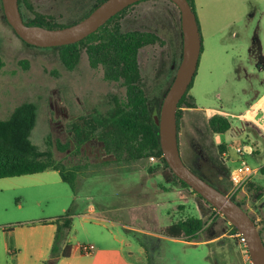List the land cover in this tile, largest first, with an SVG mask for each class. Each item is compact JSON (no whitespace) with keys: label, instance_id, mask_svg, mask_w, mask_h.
<instances>
[{"label":"rangeland","instance_id":"rangeland-1","mask_svg":"<svg viewBox=\"0 0 264 264\" xmlns=\"http://www.w3.org/2000/svg\"><path fill=\"white\" fill-rule=\"evenodd\" d=\"M95 1L29 0L34 10L63 24L82 17ZM194 13L202 36V50L187 91L195 108L184 107L179 122L180 157L185 165L193 167L192 158L198 150L214 169L215 146L222 141L227 146L228 159L224 166L229 173L236 164L232 145L247 143L253 153L244 155L245 162L263 166L264 134L255 135L261 130L259 124L263 119L259 113L262 109L254 121L232 117L228 112L238 113L247 101L264 92V83L257 82L264 76V68L255 70L251 76L252 90L239 93V97L225 105L228 112L225 110L224 115L231 120L232 128L238 127V133L235 128V132L230 128L224 134L212 135L206 128L205 119L219 114L212 109L224 100V96L220 98L217 94L226 93L230 87L237 91L243 86L242 76L231 80L230 75L234 64L245 62L243 58L253 36L264 55V0H194ZM119 21L121 30H150L162 40L141 47L137 57L149 109L158 110L160 97L170 81L163 80L165 69L170 58H175V67L179 62L178 11L169 0H140L131 5ZM0 58L3 61L0 119L20 102H33L36 116L29 140L44 149L48 137L56 162L65 167L82 165L76 175L74 191L51 169L0 179V264H47L50 233L32 232L30 220L46 221L65 213L72 220L67 247L94 244L96 249L98 246L107 249V260L98 264H250L244 244L230 231L227 221L222 215L210 214L206 206H202L205 213L203 230L193 240L160 233L161 227L181 216L182 212L195 214V204L200 207L202 202L189 189L176 183H164L159 170L149 172L147 167L152 166V161H115L112 155L103 153L95 139L80 146L69 140L71 122L104 112L111 106V96L120 97L124 92L118 83L104 80L99 67L90 68L83 51L74 69L66 70L55 48L36 47L18 38L3 19L0 8ZM256 91L258 94L254 95ZM258 103L262 105L264 100ZM207 108L211 109L205 112ZM240 124L244 125V130H240ZM65 142L68 146L63 150L56 147V143ZM193 168L201 174V168ZM206 177L216 181L215 177ZM248 181L264 185V172L258 171ZM245 184L232 196L251 214L264 240V189L256 195L247 190ZM224 189L227 192L229 187L224 186ZM88 208L93 212L86 215V220L75 215L86 214ZM2 229L4 236H1ZM41 238L47 239L40 245L42 255L37 257L33 252L34 244H39ZM64 249L60 250L54 264H91V257L96 252L95 249L90 254L71 257L63 254Z\"/></svg>","mask_w":264,"mask_h":264},{"label":"trees","instance_id":"trees-1","mask_svg":"<svg viewBox=\"0 0 264 264\" xmlns=\"http://www.w3.org/2000/svg\"><path fill=\"white\" fill-rule=\"evenodd\" d=\"M101 1L103 0H96L86 9L82 17L66 24L59 23L53 17L34 10L29 0H17V7L20 14L23 12L26 15V18H22L25 24H35L46 28H60L80 20ZM186 1L192 11H194V0ZM133 4L121 9L82 39L55 47L58 59L66 70L70 71L74 69L78 62L80 52L83 51L90 68L99 67L104 80L116 82L124 89L122 96H111V106L104 112L82 116L78 121L71 122L68 128L70 133L69 140L73 144L79 145L90 138H94L102 143L103 151L112 155L115 161L148 160L149 156H154L155 161L152 166L147 167L149 172L159 170L164 183H176L181 187L189 189L202 202L200 206L201 213L203 214L202 217H197L189 212H182L181 216H178L160 228L162 235L171 238L182 237L187 241H191L196 238L198 231L204 225L205 213L202 206H206L212 215L219 216L220 214L201 198L198 193L194 192L188 185L177 178L162 158L158 144L157 127L153 123L150 115L149 104L141 85L137 61L141 47L161 43L162 40L155 32L150 30H121L120 17ZM179 59L180 55L178 57ZM22 65L26 67L25 62H22ZM2 66L3 61L0 58V69ZM190 86L191 82L177 102L175 112L178 149L179 122L184 107L195 108L192 97L187 93ZM35 116V104L30 101H23L14 106L6 117L0 119V178L33 174L45 169H51L56 171L60 180L67 183L71 190L74 191L76 175L82 169V165L74 164L65 167L61 162H56L50 150L48 137L45 138L44 149L38 148L29 140L28 137L34 125ZM205 124L207 130L212 135L224 134L231 128V120L227 116L216 113L208 116L205 119ZM244 144L248 145L247 143ZM67 146L68 142L64 144L56 143V147L60 150H63ZM248 146L250 147V153H246L247 155L253 153V148L250 145ZM215 150L216 161L220 164L222 154L226 152L227 146L224 142H221L215 146ZM75 152H77L76 149ZM186 166L207 181L197 170L189 165ZM258 171L264 172V165L260 166ZM207 182L211 184L209 181ZM223 182L226 187H229L226 168L224 169ZM211 185L214 186L213 184ZM245 188L259 195L264 189V185L247 181ZM230 199L241 207V204L233 196H230ZM223 220L226 222L224 218ZM49 222L54 225V232L49 248V261L47 264H54L62 246L66 242L72 220L70 215L65 213L64 215L49 220ZM227 226L231 232L237 233L231 224H227ZM258 233L261 237L259 229Z\"/></svg>","mask_w":264,"mask_h":264},{"label":"water","instance_id":"water-1","mask_svg":"<svg viewBox=\"0 0 264 264\" xmlns=\"http://www.w3.org/2000/svg\"><path fill=\"white\" fill-rule=\"evenodd\" d=\"M139 0H103L80 20L60 27L46 28L23 22L17 7V0H0L2 15L15 35L23 42L36 47H58L76 42L124 7ZM177 8L181 35L180 59L175 67L171 82L164 91L158 110L150 115L157 127L161 155L171 172L198 193L210 206L217 210L228 224H231L244 241L250 264H264V245L254 221L228 197L202 179L182 161L176 137L175 112L177 102L186 91L195 73L201 41L194 11L186 0H169ZM248 148V146H245Z\"/></svg>","mask_w":264,"mask_h":264},{"label":"flooded vegetation","instance_id":"flooded-vegetation-1","mask_svg":"<svg viewBox=\"0 0 264 264\" xmlns=\"http://www.w3.org/2000/svg\"><path fill=\"white\" fill-rule=\"evenodd\" d=\"M22 16V18L26 17V15L22 12L20 14ZM180 38H181V35H180ZM246 57H244L243 59L245 60V62L243 64H234L233 68H232V71H231V75H230V79H235V78H241V76L244 78V84L242 87H239L235 90H233V88L230 87V89L227 91L225 90L226 93L224 92H221L220 94H217V97H222L224 96V100L223 101H220L219 105L217 104V107L214 109H212L213 111L215 112H218L219 114L221 115H224L225 113H227V106L226 103H228L229 101H231L233 98L235 97H239V93H248L250 90H252L253 87H251V76H253L255 73V70L259 71L260 69H263L264 68V55L261 54V51H260V46L258 44V41L256 40V37H252L249 44H248V49H247V55H245ZM179 57V56H178ZM174 68H175V58L172 57L170 58L169 60V63L166 67V73L164 74V79L166 82H168L171 77L173 76L174 74ZM257 82H262L264 83V76L259 78V80ZM255 93V92H254ZM257 91L254 95H257ZM263 93L257 95L253 100H249L245 103L244 105V108L237 111L238 113H229L228 112V115L232 116V117H240V116H245L246 113L247 115H249L248 113L250 112L252 115L256 116L260 109H262V112L264 113V103L260 106H258V108H255L252 104L256 101L259 100V98L261 97V95H263ZM49 105H51V103L49 102ZM255 108V109H254ZM211 108H209L208 110H210ZM257 109V110H256ZM227 112H226V111ZM55 111V110H54ZM56 112V111H55ZM263 113H259V115L261 116V119H263V122L262 124L260 125L259 124V127H261V131L259 129V131L256 132L255 135H261L264 134V128H262V126L264 125V114ZM251 115V116H252ZM225 116V115H224ZM258 116V115H257ZM235 130H237V133H238V127H234ZM231 127V130L234 129ZM240 130H244L245 127L243 124H240ZM94 138H90L84 142H82L81 144L79 145H76V146H80V145H83L87 142H89L90 140H92ZM96 140V139H95ZM97 141V140H96ZM100 146H101V149L103 151V147H102V143L97 141ZM197 152V155H195L193 158H192V166L197 168H201L202 171H201V176H203L206 180L208 179L209 181H211V183H214L213 185L216 186L215 188L219 189L220 191L222 192H225L226 190L224 189V186H225V183L223 182L224 181V175H223V172H224V169L226 168L224 166L225 164V160L221 157V163H217L216 161V165L213 168V164L212 163H209V162H205V157L199 153L198 150H196ZM104 154H107L103 151ZM199 159H202V161H200ZM133 161V160H132ZM207 163V164H206ZM192 167V168H193ZM206 172V173H205ZM206 175H210L212 177H215L216 181L215 180H212L210 178H207ZM161 177V175H160ZM207 180V181H208ZM241 208L248 214V216L254 221V219L252 218L251 214L249 212H247L241 205ZM195 216L197 217H202L203 214L201 213V209L199 207L198 204H195ZM255 223V222H254ZM256 226V225H255ZM203 230V227L198 231V233L200 231ZM258 230V229H257ZM261 239H262V242H264L262 236H261Z\"/></svg>","mask_w":264,"mask_h":264},{"label":"built area","instance_id":"built-area-1","mask_svg":"<svg viewBox=\"0 0 264 264\" xmlns=\"http://www.w3.org/2000/svg\"><path fill=\"white\" fill-rule=\"evenodd\" d=\"M255 107V106H254ZM255 108H258L256 106ZM254 108V109H255ZM257 110V109H256ZM247 114V113H246ZM246 120H248L250 117L247 115L244 116ZM245 146H248L246 144H240V143H235L232 145L234 153L236 155L235 159L236 164L230 168L229 173H228V181H229V190L225 192V194L230 197L233 195V192L237 189L243 186L244 183H246L248 180H250L251 177H253L257 172L259 167L258 166H252L249 165L245 162L244 160V155L246 153H250V148H246ZM247 149V152H246ZM222 158L224 160L228 159V156L226 153L222 154ZM148 161H155L154 156H149ZM216 212H218L216 210ZM220 214V213H219ZM221 215V214H220ZM235 235L239 238L240 243L244 244L243 238L240 236L239 233H235ZM79 250L83 253L89 254L93 251L94 247L91 244H77Z\"/></svg>","mask_w":264,"mask_h":264},{"label":"crops","instance_id":"crops-1","mask_svg":"<svg viewBox=\"0 0 264 264\" xmlns=\"http://www.w3.org/2000/svg\"><path fill=\"white\" fill-rule=\"evenodd\" d=\"M200 41H201V46L200 47H201V50H202V36L201 35H200ZM263 100H264V94L261 95V97L259 98V100L256 101V102H254L252 105L255 106V107L256 106H261V104H259L258 102L259 101L262 102ZM207 110H208V108L205 110V112ZM260 112L263 113L262 110ZM251 115L252 114H249L247 116L249 117ZM240 117L244 118V116H240ZM254 117H255V119H254ZM256 118H257V115L256 116L252 115L248 120H253L254 121V120H257ZM232 130H233V132H235L234 129H232ZM246 152H247V149H246ZM5 178H7V177H5ZM0 179H2V178H0ZM0 186H1V184H0ZM17 205H19V204H17ZM91 212H93V209L92 208H88V212L86 214H75V215H77L79 218H84L83 220H86V215L90 214ZM103 220H104V218H103ZM30 225L33 226L32 227L33 228L32 229L33 230L32 232H37L38 231L40 233H47V234L50 233V243H51L52 236H53V232H54V225L52 223H50L49 220H46V221L45 220H41V219L30 220ZM38 226H40V227H38ZM44 226H47L46 227L47 229H44L45 228ZM37 228H40V229H37ZM4 231H5L4 229L1 230V236H4L3 235L4 234ZM46 239L43 241V239L41 238L39 244L38 243H35L34 244V251L33 252H34V255L35 256L38 257L39 255H42L43 250H42V247H40V245L41 246H42V244L44 245V243L46 242ZM23 245L25 246L26 244H23ZM84 245H86V244H84ZM65 247H67V241L62 246L63 249ZM93 247H94L93 250H95L96 249V246L94 244H93ZM107 252H109V251H107V249H103L101 246H98L97 249H96V252L91 257L92 258V263L91 264H98L99 262H105L107 260V258H108V254H106ZM63 254L64 255H70L71 257H78V256H81V254H84V253L79 250V248H78L77 245H71V247H69V248L67 247V248H65L63 250ZM128 254H129V252H128Z\"/></svg>","mask_w":264,"mask_h":264}]
</instances>
